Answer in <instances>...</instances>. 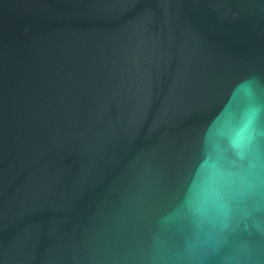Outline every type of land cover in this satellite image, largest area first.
<instances>
[{"label":"water","instance_id":"1","mask_svg":"<svg viewBox=\"0 0 264 264\" xmlns=\"http://www.w3.org/2000/svg\"><path fill=\"white\" fill-rule=\"evenodd\" d=\"M0 264H264V0H0Z\"/></svg>","mask_w":264,"mask_h":264}]
</instances>
